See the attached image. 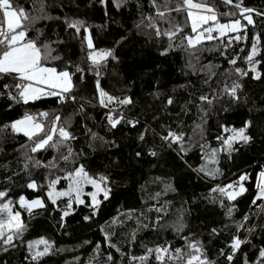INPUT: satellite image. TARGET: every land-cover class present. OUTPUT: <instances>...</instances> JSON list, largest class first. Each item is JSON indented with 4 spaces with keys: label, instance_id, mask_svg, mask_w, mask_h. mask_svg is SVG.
<instances>
[{
    "label": "trees",
    "instance_id": "16d2710c",
    "mask_svg": "<svg viewBox=\"0 0 264 264\" xmlns=\"http://www.w3.org/2000/svg\"><path fill=\"white\" fill-rule=\"evenodd\" d=\"M12 2L25 4L30 0H12ZM145 12L149 10L147 0H141ZM199 2V0H195ZM214 3L219 12L238 11L222 3V0H207ZM49 11L52 16L61 17L58 21L42 23L40 26L51 36L53 40L59 39L62 43L54 45L55 55L61 57L53 64L63 68L70 66L73 72L75 87L73 95L76 96V104L69 101L63 108L56 103L55 97H46L41 100L30 102L28 105L14 104L11 108L8 105L11 101L6 97H0V164H8L5 172L0 168V191L10 189V199L13 201V209L21 212V218L27 225V231L19 240H14L16 247L2 250L3 243H0V264H30L28 259L27 241L34 240L40 236L53 243L54 251L41 258L39 264H111L107 261L109 253L112 254L117 264H130L129 257L141 256L146 247H154L157 244L171 242L173 248L182 247L184 241L176 235L172 226L179 217H182L185 228L181 233L183 236L199 240L205 250V255L213 264H228L227 260L220 255V250L230 240V233H235L234 221H240L245 212H249L248 205L254 195V177L246 183L248 191L237 197L233 202L235 210L233 218L225 217L226 208H221L218 203L208 199L209 189L216 183L227 182L233 174L247 171L250 175L259 171L257 165H264V61L257 65L261 73L260 79H252L251 75L243 77L242 89L240 90L239 103L230 102L227 96L215 101L212 106L204 104L207 109L203 113V136L201 140L199 130L193 133V121L200 123L197 119L201 115L189 100L199 103L197 97L204 92H209L207 85L203 84L206 78L200 71L195 73L188 67V56L182 49L170 50L167 55L161 56L160 42L154 36L147 34L149 29H137L134 25L140 20L137 12V0H127L117 9L107 0L106 5H100L98 0H47ZM247 7L264 11V0H243ZM107 13V14H106ZM173 15H176L173 13ZM78 18L85 21L89 27L90 36L93 39L94 47L97 49L112 48L116 60L109 58L100 66L99 80L102 88L110 95L123 98L129 96L132 103L127 106L109 105V108L117 107L122 112L125 120L133 119L138 121L135 127L122 122L117 129H110L106 126L105 112L108 109L101 108L98 104L95 93V81L97 76L95 70H89V62L86 59V44L82 45V33L80 37L74 34V30L65 31L63 18ZM186 13L177 17L183 24ZM255 27L247 26L248 40L239 43V48L233 44L235 51L240 48L251 47V35L259 34L262 37L261 50L264 51V18L257 17L253 13ZM227 21L229 17H220ZM50 25V26H49ZM190 31V28H189ZM243 34V33H241ZM35 35V32L32 33ZM234 35V34H230ZM124 37L127 41L121 40ZM120 41L119 44L116 42ZM179 34L174 43H179ZM221 43H227V37L220 40L204 41L206 49L216 48ZM167 46V39L164 40ZM217 51H203L199 53L200 64H220V72L230 66L224 57ZM232 52V49L228 50ZM234 54V52H232ZM246 55V53H244ZM75 65L83 69L81 73L75 71ZM237 66L248 68L242 60L238 59ZM199 67V66H197ZM232 79H225L217 76L210 81L212 88H222L225 84L231 86ZM172 97L173 104L168 105L167 100ZM80 104L85 105L88 127L103 136L105 140L113 141L114 145H101L100 141L94 142L95 151L87 148V141L83 136V121L80 117H73L74 127L72 131L77 135L78 142L75 148H84L89 154L85 163L90 173H103L110 178L111 194L108 200L103 201L99 213L91 221L85 222L82 217L88 213V209L75 206L73 211L63 221L64 227L60 225V214L53 210L50 203L45 208L34 209L33 214L20 209L17 203L18 196L24 194L27 199L36 198L38 195L46 200V181L44 176L47 169H31L30 176L37 184L44 188L41 192L38 187L35 191L26 188L29 173L21 172L19 163V145L23 144L26 138L23 134H14L10 128H5L12 120L19 119L25 112L36 113L39 111L53 112L58 110L67 116L78 108ZM181 106H186L187 112L182 111ZM245 120H250L251 126L248 134L253 138L248 145H235L236 151L230 155L219 152L217 164L209 163V169L219 167L222 176L216 180L198 174L193 169L198 168L204 161L201 160L202 152L199 143L207 145L205 151L211 152L212 148H219L220 142L216 135L221 131L219 124L240 127ZM161 125L170 126L176 131L183 130L191 135L195 146L180 159L174 149L166 145L161 147L158 136L153 134L163 133ZM147 136L144 142L138 139V134L145 131ZM155 146L157 156L147 154L148 148ZM142 152L137 158L135 153ZM51 152L41 153L42 157L51 158ZM10 162V163H9ZM20 172L19 176H13L12 171ZM11 176V181H6L4 176ZM64 173L58 170L50 175V178L63 177ZM67 181L61 180L58 186H65ZM171 185L169 189L167 186ZM160 193L159 197L156 194ZM61 200L66 203L67 198ZM64 203L60 207H64ZM228 202L225 201V204ZM164 205L166 211L159 214L162 216L160 225L156 230L142 226L136 232V240L129 243L131 230L137 229V219L142 224H150L156 220L157 213L149 211L150 208ZM129 209H135L131 220H125L122 226L115 229V235L111 242L116 244L121 252L115 248H109L104 244L103 235L99 225L109 221L116 216L117 212L126 213ZM256 212V209L252 210ZM143 213V215H141ZM251 224L246 223L241 235L247 236L250 243L242 245L239 255L234 257V264H243L245 258L255 261L253 255L260 247H264V236L260 225H264V214L251 215ZM258 222V223H257ZM228 224L230 227L224 228ZM255 227V232H248L246 229ZM212 228L223 229L216 235H210ZM112 231L111 228L105 229ZM84 241L89 243L85 244ZM97 242L101 247L94 251ZM42 247V246H41ZM227 251V249H225ZM123 254V256H122ZM78 258V259H77ZM149 264H156L154 254L149 257Z\"/></svg>",
    "mask_w": 264,
    "mask_h": 264
},
{
    "label": "snow or ice",
    "instance_id": "6c2138e0",
    "mask_svg": "<svg viewBox=\"0 0 264 264\" xmlns=\"http://www.w3.org/2000/svg\"><path fill=\"white\" fill-rule=\"evenodd\" d=\"M98 2L103 6L106 5L107 0H98ZM111 2L117 9H120L127 0H111ZM222 3L235 8L239 13V18H236V11L219 12L215 4H210L207 0H199V2H195V0H147L149 8L147 12L144 11L141 0H137L136 3L137 12L141 18L134 26L137 29L150 30L147 33L149 37L154 36L160 42V55H167L170 50L182 49L189 58L188 67L194 73L197 70L202 72L206 77L203 84L208 86L209 92H204L197 97L199 103L192 100L187 102L193 104L201 113L197 117L201 122L193 121V133L199 130L201 140H204L203 113L207 111L204 104L212 106L215 101L225 96L229 98L230 102L239 103L243 77L250 74L252 79H260L261 73L258 71L257 65L264 61V51L261 50L262 37L259 34L253 33L251 35L250 48H240L239 51H235L233 48L234 42L235 46L239 48L241 41L249 39L247 26L255 27L253 13L257 17L264 18V11L245 6L243 0H222ZM183 13H186V17L184 23L181 24L177 17ZM220 17H229V19L227 22H221ZM241 18L247 23H242ZM60 19L59 16L51 15L47 0H30V3L25 4H14L12 0H0V97H6L7 100L11 101L8 105L9 108L14 104L28 105L30 102L46 97H55L56 103L61 108L69 101L76 104V96L73 95L75 83L70 66L66 65L61 68L53 64L54 61L61 59L54 54L56 51L54 45L62 43V41L53 40L40 26L42 23ZM63 23L65 31L74 30L77 37H80L82 33L81 43L82 45L86 44V59L89 62V70H95L97 76L95 93L98 104L101 108L108 109L105 112L106 126L110 129H117L118 125L125 122L135 127L138 121L125 120V116L122 112L117 111V107L109 108V105L113 104L118 107L130 105L132 103L131 98L129 96L120 98L110 95L102 88L99 80L101 64L109 58L117 59L114 50L112 48H95L85 21L64 17ZM33 32H35L34 36L32 35ZM230 33L234 35L230 36ZM178 34L180 42L174 43ZM221 37H227L226 44L221 43L212 49L204 47V41L220 40ZM165 38L167 39V46L164 44ZM121 40L127 42L124 37H121ZM116 43L119 44L120 41ZM219 48L224 49L219 51V55L227 60L229 68L220 72V64L213 65L211 62L200 64L199 53L217 51ZM229 49H232L234 54L229 52ZM238 59L248 65L246 70L237 66ZM74 67L76 72L81 73V79H83V69L79 65ZM218 75L223 76L226 80L233 76L236 79H232L231 86L225 84L222 88H212L210 81ZM173 102L172 97H169L167 104L171 105ZM181 107L182 111L187 112L186 106ZM77 116L83 121L81 124L84 130L83 136L90 151H95L94 142L97 140L101 142L102 146L114 145L113 141L105 140L103 136L88 127V117L84 104H80L67 116L58 110L51 113L46 111L25 112L19 119L12 120L10 124L4 126L10 128L12 133L23 134L26 138L25 142L19 145L17 149L19 163L22 165L20 171L29 173L26 188L35 191L39 187L41 192H44V188L31 178L30 170H48L44 176L47 188L44 192L46 200L39 195L36 198L27 199L24 194H20L17 200L20 209H24L29 215H32L34 209L45 208L46 204L50 203L53 210L60 214L59 226L61 228L65 226L63 223L65 218L75 211V206L83 205L86 207L88 213L82 219L85 222L91 221L98 215L103 201L108 200L111 194L110 178L103 173H90L85 163L89 153L83 147L79 150L75 148V143L78 142L79 138L72 131L74 127L72 118ZM251 123L250 120H245L240 127L228 126L224 123L219 124L218 127L221 131L215 138L220 142V147L212 148L209 153L205 151L207 145L199 143L198 146L202 152L201 160L204 163L193 170L212 180L222 176L223 173L219 167L209 169L207 165L209 163L217 164V155L221 151L230 155L236 151L235 145H248L253 139L248 134ZM161 128L164 129L163 133H157L153 130V134L158 136L161 141V147L166 145L168 148L174 149L180 159L183 160L184 155L195 146L192 136L187 135L183 130L176 131L170 126L161 125ZM147 131L146 127L145 131L138 134V139L141 142L145 141ZM2 151L3 149H0V152ZM49 151L52 154L51 158L41 156V153H48ZM147 154L153 157L157 156L155 146L149 147ZM135 156L141 157L142 152L137 151ZM0 168H4L7 172L9 165L0 164ZM257 168L259 171H254L251 175L247 171L235 173L227 182L216 183L209 189L208 199L213 203H218L221 208H226L225 217L232 219L235 210L233 202L248 191L246 183L254 177L255 192L248 205L249 212H245L240 221H234L235 233H230V240L225 248L220 250V255L227 260L228 264H234V257L239 255L242 245L250 243L247 236L242 238L241 232L245 229L246 223H252L251 215L264 214V165H257ZM55 170L63 172V177L50 178ZM19 174L20 172L12 171L13 176H19ZM4 179L11 181V176L5 175ZM61 180L67 181V188L58 190L57 185ZM85 185H90L92 190L85 192ZM167 187L170 189L171 185ZM160 195L157 193L156 197ZM9 197L10 189L0 191V199H3V203H0V240L6 246L2 248L5 252L8 251V248L16 247L14 240L21 239L24 232L27 231V225L21 218V212L13 209V201ZM61 198H67L66 203ZM225 201L228 203L225 204ZM61 203H64L63 208L60 207ZM253 209L257 211L253 212ZM149 211H155L158 214L156 220L150 224H142L137 219V229L131 230L129 243L136 240V232L141 226L144 229L151 227L153 230L163 227L160 225L162 216L159 214L166 211L164 205L153 206ZM134 213L135 209H129L126 213L118 211L116 216L99 225L104 244L107 247L115 248L117 252H121V249L113 244L111 239L115 235V229L122 226L125 220H131ZM106 227L111 228L112 231H106ZM228 227L230 225H224V228ZM260 227L264 229V225H260ZM172 228L176 235L184 241L182 247L173 248L171 242L167 241L154 247H146L143 255L129 257L130 264H149V257L153 254L156 264H213L205 255L204 247L199 240H190L181 234L185 228L182 217L178 218ZM222 230L212 228L210 235L214 236ZM246 230L255 232V227ZM262 236H264V231H262ZM84 243L89 242L84 241ZM100 247V243L97 242L94 251H98ZM27 249L30 264H39L42 257L54 251H64V249H54L53 243L44 236L27 241ZM253 255L256 257L255 261L245 258L243 264H264V247H260ZM107 261L111 264H117L111 253L108 254Z\"/></svg>",
    "mask_w": 264,
    "mask_h": 264
},
{
    "label": "rangeland",
    "instance_id": "374dc122",
    "mask_svg": "<svg viewBox=\"0 0 264 264\" xmlns=\"http://www.w3.org/2000/svg\"><path fill=\"white\" fill-rule=\"evenodd\" d=\"M221 22H227V21H222V20H221ZM241 22L244 23V24L247 23L246 21H243L242 18H241ZM230 34H231V33H230ZM230 34H229V35H230ZM64 188H67V182H66L65 186H58V185H57V189H58V190H62V189H64ZM91 190H92V189H91V186H90V185H85V192H87V191H91ZM41 198L44 199L43 197H41ZM61 199H62V198H61ZM17 200H18V199H17ZM0 203H3V199H0ZM12 207H13V203H12ZM0 243H3L2 240H0Z\"/></svg>",
    "mask_w": 264,
    "mask_h": 264
}]
</instances>
